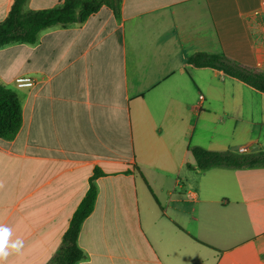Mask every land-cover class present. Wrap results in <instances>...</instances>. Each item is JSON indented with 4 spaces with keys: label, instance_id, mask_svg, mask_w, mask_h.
<instances>
[{
    "label": "crops",
    "instance_id": "obj_1",
    "mask_svg": "<svg viewBox=\"0 0 264 264\" xmlns=\"http://www.w3.org/2000/svg\"><path fill=\"white\" fill-rule=\"evenodd\" d=\"M259 1L122 0L0 47L22 110L0 137V225L23 242L4 264H46L95 173L76 264H264V166L201 170L190 150H264V93L186 63L205 52L264 73Z\"/></svg>",
    "mask_w": 264,
    "mask_h": 264
},
{
    "label": "trees",
    "instance_id": "obj_2",
    "mask_svg": "<svg viewBox=\"0 0 264 264\" xmlns=\"http://www.w3.org/2000/svg\"><path fill=\"white\" fill-rule=\"evenodd\" d=\"M27 0H14L8 15L0 22V47L15 42L33 43L38 33L50 26L69 24L83 20L102 6L119 13L122 0H65L61 5L39 11H24ZM187 65L197 68H213L264 93V73L249 68L225 56L197 52L187 58ZM22 123V110L16 93L0 84V137L12 138ZM198 169L211 167L247 168L264 166V150L237 153L232 150L213 151L200 146L191 147ZM190 166V165H188ZM98 173L89 179V187L70 219L61 243L46 264H76L84 254L77 244L83 221L92 212L97 197L93 183Z\"/></svg>",
    "mask_w": 264,
    "mask_h": 264
},
{
    "label": "built area",
    "instance_id": "obj_3",
    "mask_svg": "<svg viewBox=\"0 0 264 264\" xmlns=\"http://www.w3.org/2000/svg\"><path fill=\"white\" fill-rule=\"evenodd\" d=\"M254 15L257 18V30L258 34L261 36L262 40V47H263V55H264V0L259 1L258 7L254 11ZM257 66H261L260 63L257 64ZM15 84L18 87H31L34 85L35 80L32 77L29 76H17L15 78ZM202 99V96H201ZM199 107H195V109H198ZM242 151L245 150V148L241 149Z\"/></svg>",
    "mask_w": 264,
    "mask_h": 264
},
{
    "label": "clouds",
    "instance_id": "obj_4",
    "mask_svg": "<svg viewBox=\"0 0 264 264\" xmlns=\"http://www.w3.org/2000/svg\"><path fill=\"white\" fill-rule=\"evenodd\" d=\"M11 235V229L0 225V264H4L5 259L10 255L9 249L18 252L23 246L20 240L9 243Z\"/></svg>",
    "mask_w": 264,
    "mask_h": 264
},
{
    "label": "rangeland",
    "instance_id": "obj_5",
    "mask_svg": "<svg viewBox=\"0 0 264 264\" xmlns=\"http://www.w3.org/2000/svg\"><path fill=\"white\" fill-rule=\"evenodd\" d=\"M246 66V65H245ZM248 67V66H247Z\"/></svg>",
    "mask_w": 264,
    "mask_h": 264
}]
</instances>
